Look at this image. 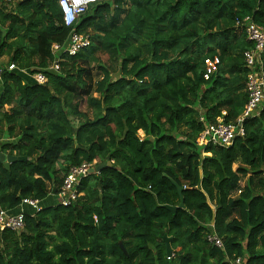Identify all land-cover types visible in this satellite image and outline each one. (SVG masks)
Instances as JSON below:
<instances>
[{
  "label": "trees",
  "instance_id": "1",
  "mask_svg": "<svg viewBox=\"0 0 264 264\" xmlns=\"http://www.w3.org/2000/svg\"><path fill=\"white\" fill-rule=\"evenodd\" d=\"M246 17L264 28V0H102L73 27L59 0H0V57L48 80L0 76V152L26 158L0 162L1 207L43 204L27 206L23 231H0V264H264V101L232 146L200 142L248 103ZM74 32L90 45L51 69L52 45ZM84 163L105 167L64 207L59 190Z\"/></svg>",
  "mask_w": 264,
  "mask_h": 264
},
{
  "label": "built area",
  "instance_id": "2",
  "mask_svg": "<svg viewBox=\"0 0 264 264\" xmlns=\"http://www.w3.org/2000/svg\"><path fill=\"white\" fill-rule=\"evenodd\" d=\"M102 0H59L60 8L63 12V20L66 26L73 27L78 18L85 14L92 3ZM239 26H243L249 41L254 43V49L244 53V61L250 70L247 77L246 91L248 93V103L242 116L237 120L236 124L226 122L222 117L217 119V123L213 126H206L205 130L200 136V142L203 145L213 144L215 146L230 147L234 144L238 136H243L245 130L243 121L245 118H250L260 114L261 105L264 101V70L260 68L257 72V64L260 62L261 54L264 53V28L258 26L251 17H246L238 22ZM89 35H81L76 32L72 33L70 44L67 48L63 45L53 44L51 47L52 54L55 56V65L51 69L58 70L60 68V61H62V54L67 52L69 55L74 56L83 48L90 45ZM209 70L205 78L208 80L210 74L215 69L212 62H208ZM9 71H21L25 74L27 70L19 69L16 64L9 65ZM30 78L37 84L47 83V77L41 72L30 75ZM226 116V112H224ZM93 165L84 163L81 166L73 167L68 175L65 177L63 185L58 193L59 203L64 207H69L73 202L78 200L81 195L77 187L81 181L85 179L90 173ZM241 192V191H240ZM239 192V193H240ZM29 206L34 211H40L41 207L38 200L25 199L17 212L11 213L4 210L0 204V231L11 230L21 232L26 226V211L22 207ZM96 219V218H95ZM214 227V226H213ZM208 242L214 247L224 249V244L216 232L208 235ZM170 259V257H169ZM231 264H246L245 260L238 258L232 261Z\"/></svg>",
  "mask_w": 264,
  "mask_h": 264
},
{
  "label": "water",
  "instance_id": "3",
  "mask_svg": "<svg viewBox=\"0 0 264 264\" xmlns=\"http://www.w3.org/2000/svg\"><path fill=\"white\" fill-rule=\"evenodd\" d=\"M189 158H190V156L186 157V164L187 165L189 163ZM23 161H26V158L17 157V156H11V155H5L3 153H0V162L4 163V166H5L6 169H9L11 164H13V163L23 162ZM104 167H105V163H102L101 165H99V166H97L95 168H91L90 173L94 174L96 172H100ZM175 186L177 187L178 192H179L180 197H181V202H180L179 208H184L183 195H182L184 188L178 186L177 184H175ZM165 208L168 209L169 211L173 212V213L178 209V208L171 207V206H166ZM164 240H165V243H166V246H167V254H168V256H170V255H172V249L170 247L169 239L167 237H164ZM120 245H121L124 253L126 254V251L123 248L122 244H120Z\"/></svg>",
  "mask_w": 264,
  "mask_h": 264
},
{
  "label": "rangeland",
  "instance_id": "4",
  "mask_svg": "<svg viewBox=\"0 0 264 264\" xmlns=\"http://www.w3.org/2000/svg\"><path fill=\"white\" fill-rule=\"evenodd\" d=\"M103 59H104V60H107V57L104 56ZM62 60H63V59H62ZM7 63H8V65H9V58H8V56H6V57L4 58V60H3V64H2V67H6V66H7ZM2 67H0V69H1ZM94 73L98 75V71H97V70H94ZM94 73H93V74H94ZM88 113H89V115H90L91 117L93 116L92 111H89ZM139 135H140L141 138H143V135H144V134H143L142 132H140ZM94 162L96 163V161H94ZM95 163H94V164H95ZM234 169H235V170L237 169V165H234ZM245 181H246V180H243V181L241 182V186H242V187L245 185ZM238 195H239V194L237 193V194L234 195V197H238ZM47 200L49 201V198H48ZM50 200H52L53 203H56V202H57V197H56V195H52V196L50 197Z\"/></svg>",
  "mask_w": 264,
  "mask_h": 264
},
{
  "label": "crops",
  "instance_id": "5",
  "mask_svg": "<svg viewBox=\"0 0 264 264\" xmlns=\"http://www.w3.org/2000/svg\"><path fill=\"white\" fill-rule=\"evenodd\" d=\"M6 56H4V57H0V67H2V64H3V60H4V58H5ZM4 69H9V65H8V63H7V66L6 67H2L1 69H0V76H1V73H2V71L4 70ZM12 72H16V71H12ZM19 74H21V75H23V76H26V77H29L30 78V75H31V71L30 70H27V73L28 74H25V73H23V72H21L20 70L19 71H17ZM31 79V78H30ZM2 93H3V85H2V81H1V79H0V97H1V95H2ZM0 153H2V152H0ZM4 154V153H3ZM6 155V154H5ZM52 195H50V197H51ZM48 203H53L52 202V200H50ZM57 203V202H56ZM40 204V203H39ZM42 204V203H41ZM40 204V205H41ZM43 205V204H42ZM20 208V207H19ZM23 209H25V211L26 212H29V211H33L31 208H28L27 206H25V207H22ZM29 209V211H28V209ZM18 211V210H17Z\"/></svg>",
  "mask_w": 264,
  "mask_h": 264
},
{
  "label": "clouds",
  "instance_id": "6",
  "mask_svg": "<svg viewBox=\"0 0 264 264\" xmlns=\"http://www.w3.org/2000/svg\"><path fill=\"white\" fill-rule=\"evenodd\" d=\"M246 32V31H245ZM247 36V35H246ZM248 39V38H247Z\"/></svg>",
  "mask_w": 264,
  "mask_h": 264
}]
</instances>
